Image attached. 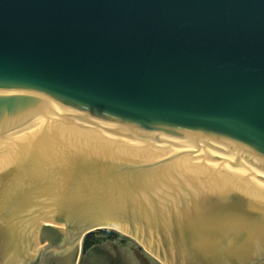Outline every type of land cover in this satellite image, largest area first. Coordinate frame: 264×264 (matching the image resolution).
I'll use <instances>...</instances> for the list:
<instances>
[{"label": "water", "instance_id": "obj_1", "mask_svg": "<svg viewBox=\"0 0 264 264\" xmlns=\"http://www.w3.org/2000/svg\"><path fill=\"white\" fill-rule=\"evenodd\" d=\"M103 229L264 264V0H0V264Z\"/></svg>", "mask_w": 264, "mask_h": 264}, {"label": "rangeland", "instance_id": "obj_2", "mask_svg": "<svg viewBox=\"0 0 264 264\" xmlns=\"http://www.w3.org/2000/svg\"><path fill=\"white\" fill-rule=\"evenodd\" d=\"M44 211H42L41 215H44ZM37 218L39 217H35L36 222L38 221ZM116 233L120 235V237L114 240H107L98 236V244H95L89 250H86L87 253L81 258L80 264H142L137 255H141L148 264H163L162 261L154 255L156 253L152 249L149 248L154 254L150 253L134 238L118 232ZM82 241L83 239L79 241L80 243L78 242L79 250H77L74 263L78 252L80 249H83ZM24 244L26 245V242L22 243V246Z\"/></svg>", "mask_w": 264, "mask_h": 264}, {"label": "trees", "instance_id": "obj_3", "mask_svg": "<svg viewBox=\"0 0 264 264\" xmlns=\"http://www.w3.org/2000/svg\"><path fill=\"white\" fill-rule=\"evenodd\" d=\"M98 236H101L107 240H114L120 235H118L116 232L103 229V230H97L91 233H88L87 235L84 236L83 241H82V248L83 250H89L92 246L95 244H98Z\"/></svg>", "mask_w": 264, "mask_h": 264}, {"label": "bare ground", "instance_id": "obj_4", "mask_svg": "<svg viewBox=\"0 0 264 264\" xmlns=\"http://www.w3.org/2000/svg\"><path fill=\"white\" fill-rule=\"evenodd\" d=\"M116 230L119 231V232H121L122 234H125L126 236H130V237L134 238L138 243H140L141 245H143L144 248H146L150 253H153V252L149 249V247H148L144 242H142L140 239H138L137 237L132 236V235H129V234H126V233L122 232V231L119 230V229H116ZM153 254H154V253H153ZM154 255L157 256V254H154ZM157 257H158V256H157ZM158 258H159V257H158ZM159 259H160V258H159Z\"/></svg>", "mask_w": 264, "mask_h": 264}, {"label": "flooded vegetation", "instance_id": "obj_5", "mask_svg": "<svg viewBox=\"0 0 264 264\" xmlns=\"http://www.w3.org/2000/svg\"><path fill=\"white\" fill-rule=\"evenodd\" d=\"M87 253V251H84L83 249H80V251L78 252V255H77V258H76V261L74 264H80L81 262V258L83 257V255Z\"/></svg>", "mask_w": 264, "mask_h": 264}]
</instances>
